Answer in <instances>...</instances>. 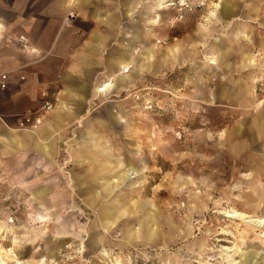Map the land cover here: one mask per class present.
Instances as JSON below:
<instances>
[{"label": "rangeland", "instance_id": "1", "mask_svg": "<svg viewBox=\"0 0 264 264\" xmlns=\"http://www.w3.org/2000/svg\"><path fill=\"white\" fill-rule=\"evenodd\" d=\"M207 2L227 13L156 31L160 71L106 96L50 156L0 157V264H264V0ZM44 98L19 129L44 123ZM89 127L112 171L85 160ZM132 166L127 185L113 175Z\"/></svg>", "mask_w": 264, "mask_h": 264}, {"label": "crops", "instance_id": "2", "mask_svg": "<svg viewBox=\"0 0 264 264\" xmlns=\"http://www.w3.org/2000/svg\"><path fill=\"white\" fill-rule=\"evenodd\" d=\"M166 1L0 0V75L8 71L6 88H2L0 77L1 159L11 158L22 149L44 158L50 156L51 145L66 138L72 125L88 112L100 110L108 102L106 96L128 90L143 72L160 71L155 63L163 64L168 59L164 56L156 60V31L178 23L192 24L203 16L215 23L220 12L227 13L220 10L223 5L219 3V8L190 12L178 21ZM210 1L215 5L220 2ZM21 35L29 38L30 49L22 46ZM175 50L178 48L169 51L173 54ZM126 61L133 63L131 69L120 74ZM107 82L108 92H98V87ZM45 93L56 101L54 110L35 131L19 129L22 115L36 111ZM86 137L81 141L88 146L86 156L84 150L77 151V160L83 162L85 156L95 168L112 171L107 168L111 162H106L112 153L100 150L105 143L90 127ZM124 173L113 175L121 177ZM105 188L106 192L112 188L108 180ZM97 190H87V202L96 199ZM110 214L114 218L117 211ZM105 216L103 210L104 219L110 220ZM139 223L137 232L145 233L147 226L141 220ZM132 232L129 230V234Z\"/></svg>", "mask_w": 264, "mask_h": 264}, {"label": "built area", "instance_id": "3", "mask_svg": "<svg viewBox=\"0 0 264 264\" xmlns=\"http://www.w3.org/2000/svg\"><path fill=\"white\" fill-rule=\"evenodd\" d=\"M208 2L207 0H167L166 5L173 9L176 13V20L182 21L185 19L187 13L195 12L204 9L207 6ZM20 41L22 43V46L26 49L31 48V43L29 42V39L26 35L20 36ZM2 82L1 86L2 88L7 87L6 79L8 77V72H3L0 75ZM44 101H43V109L46 111H50L55 106V101L50 99V97L45 93L44 94ZM42 120L41 117L36 118V122L40 123ZM26 121H30V118L27 117Z\"/></svg>", "mask_w": 264, "mask_h": 264}, {"label": "bare ground", "instance_id": "4", "mask_svg": "<svg viewBox=\"0 0 264 264\" xmlns=\"http://www.w3.org/2000/svg\"><path fill=\"white\" fill-rule=\"evenodd\" d=\"M131 63L130 61H126L125 63H123L122 67H121V71H120V74L126 72V71H129L130 70V67H131ZM110 82H107L105 84H102L98 87V90L100 92H108V85H109ZM98 91V92H99ZM138 172L137 169L135 168H131L130 170H127L125 173H124V184L127 185L129 182L133 181V177H136V174L134 175L135 172ZM122 180V179H121ZM120 181V180H119ZM107 188V187H106ZM109 189V188H108ZM227 215V214H226ZM233 216V215H232ZM154 232V231H153ZM152 234V233H151Z\"/></svg>", "mask_w": 264, "mask_h": 264}, {"label": "clouds", "instance_id": "5", "mask_svg": "<svg viewBox=\"0 0 264 264\" xmlns=\"http://www.w3.org/2000/svg\"><path fill=\"white\" fill-rule=\"evenodd\" d=\"M154 23H155V21H154Z\"/></svg>", "mask_w": 264, "mask_h": 264}]
</instances>
